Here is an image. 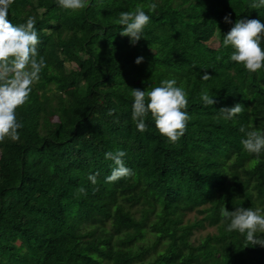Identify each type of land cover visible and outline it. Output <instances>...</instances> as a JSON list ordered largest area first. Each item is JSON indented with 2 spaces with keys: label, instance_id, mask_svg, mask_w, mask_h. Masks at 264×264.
<instances>
[{
  "label": "trees",
  "instance_id": "1",
  "mask_svg": "<svg viewBox=\"0 0 264 264\" xmlns=\"http://www.w3.org/2000/svg\"><path fill=\"white\" fill-rule=\"evenodd\" d=\"M253 2L87 0L71 12L14 0L8 19L34 18L47 67L16 110L19 139L0 143V264H264V247L245 246L221 216L264 210V152L249 154L240 131L264 133V67L248 73L222 44L237 19L264 23ZM136 8L150 22L133 44L116 21ZM170 79L191 117L177 143L150 115L145 132L131 119L132 89ZM203 91L216 103L204 106ZM237 103L244 111L223 119L219 110ZM118 150L133 175L107 183L115 164L105 153ZM207 225L215 230L194 236Z\"/></svg>",
  "mask_w": 264,
  "mask_h": 264
},
{
  "label": "clouds",
  "instance_id": "2",
  "mask_svg": "<svg viewBox=\"0 0 264 264\" xmlns=\"http://www.w3.org/2000/svg\"><path fill=\"white\" fill-rule=\"evenodd\" d=\"M13 3L14 0H0V143L6 139L11 141L19 139V130L23 128V123L18 121L16 110L27 102L32 86L39 81L42 70L47 67L44 56L38 51L40 39L35 30L34 18L29 17L26 23L19 26L8 19L9 7ZM57 4L61 9L76 12L86 7L87 0H57ZM148 7L154 12L157 5L153 3ZM250 7L252 9L264 7V0H254ZM224 21L232 23L229 15L224 17ZM149 22L150 16L141 8L121 12L116 21L122 26L119 34L129 37L133 44L142 38L144 28ZM262 42L264 23L259 19H237L222 40L225 48L232 49L230 60L243 65L248 73H256L264 67ZM142 60L143 57H138L135 62L139 64ZM210 77L205 73L201 79L207 81ZM176 85L177 81L170 79L163 80L161 86L149 91L132 89L131 119L138 131H147L145 120L150 115L156 130L168 142L177 143L184 136L191 118L186 110L188 97L187 92ZM200 99L204 106L216 103L207 91L201 93ZM114 111L110 110L108 114L113 115ZM243 111L240 103L219 110L225 120H231ZM240 131L245 133L246 138L241 143L249 154L259 156L264 152V133L256 130L246 131L243 127ZM125 155L126 152L123 150L105 153V158L115 164L111 174L106 177L107 183L133 175L132 170L124 164L122 158ZM88 179L92 184L97 183L96 175H89ZM77 192L86 195L84 188H78ZM221 216L227 232L235 231L245 236V246L251 244L264 247V239L257 235L264 234V210L238 207L234 211H229L222 208Z\"/></svg>",
  "mask_w": 264,
  "mask_h": 264
},
{
  "label": "rangeland",
  "instance_id": "3",
  "mask_svg": "<svg viewBox=\"0 0 264 264\" xmlns=\"http://www.w3.org/2000/svg\"><path fill=\"white\" fill-rule=\"evenodd\" d=\"M212 44H213V45L217 44L216 38H215L214 41L211 40V45H212ZM250 162L252 163V161H250ZM250 162H248V163H250ZM195 215H196V212H195V211H191V212L188 213V216H189V217H194ZM198 216H200V214H198ZM213 230H215V227H214V226H209V225H207V226H205V227H203V228H201V229L196 230L194 236H203V235H205L207 232H209V231H213Z\"/></svg>",
  "mask_w": 264,
  "mask_h": 264
}]
</instances>
